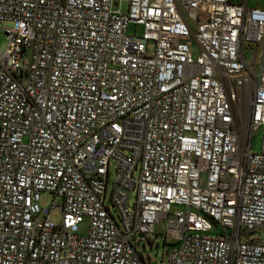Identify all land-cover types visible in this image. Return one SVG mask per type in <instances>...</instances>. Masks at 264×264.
<instances>
[{"label": "built area", "instance_id": "obj_1", "mask_svg": "<svg viewBox=\"0 0 264 264\" xmlns=\"http://www.w3.org/2000/svg\"><path fill=\"white\" fill-rule=\"evenodd\" d=\"M0 30V264H264V0H0Z\"/></svg>", "mask_w": 264, "mask_h": 264}, {"label": "rangeland", "instance_id": "obj_2", "mask_svg": "<svg viewBox=\"0 0 264 264\" xmlns=\"http://www.w3.org/2000/svg\"><path fill=\"white\" fill-rule=\"evenodd\" d=\"M120 9L123 10L124 9V4H122L120 6ZM4 26H6L7 24H3ZM132 29H133V26L130 25L128 26V31L129 32H132ZM135 31L137 34L140 33V27H136L135 28ZM5 46V38H4V34L3 32L0 30V49H3ZM151 50V47H149L148 51ZM264 134V127H260L258 129V131L252 136L251 138V142H250V149L252 151L256 150L258 147H259V144H260V141H261V135ZM263 143H264V138H263ZM108 169H107V181H106V192L105 194L108 195L109 194V189H110V185H111V182H112V179H113V175H114V167H115V162L114 160H110L108 162ZM131 195L129 197V200H131ZM53 200V196L51 193L49 192H42L40 194V199H39V203L42 207H47L51 201ZM55 201V200H54ZM106 201V204L108 205V201L107 199H105ZM113 214V212H112ZM48 216H49V220L52 224H56L59 220V217H60V212L57 208H54V209H50L49 210V213H48ZM154 234H157V235H150V239L153 240L154 242L157 243V246L153 245L151 248H148V247H144L143 249L140 248V251L141 252H144V254H147L149 256V258L151 260H154V259H159L160 258V254H161V251H162V234H164V226L163 225H156L154 227ZM249 237L251 238H259V239H264V229H258L256 231H254L253 233H251L249 235Z\"/></svg>", "mask_w": 264, "mask_h": 264}]
</instances>
